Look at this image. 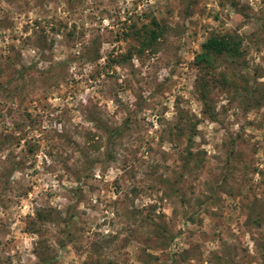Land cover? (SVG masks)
<instances>
[{"label": "rangeland", "instance_id": "rangeland-1", "mask_svg": "<svg viewBox=\"0 0 264 264\" xmlns=\"http://www.w3.org/2000/svg\"><path fill=\"white\" fill-rule=\"evenodd\" d=\"M151 19L153 48L111 62ZM212 32L243 50L210 81L213 119L193 64ZM37 248L51 264H264V0H0V264H38Z\"/></svg>", "mask_w": 264, "mask_h": 264}, {"label": "trees", "instance_id": "trees-1", "mask_svg": "<svg viewBox=\"0 0 264 264\" xmlns=\"http://www.w3.org/2000/svg\"><path fill=\"white\" fill-rule=\"evenodd\" d=\"M165 31L164 25H161L157 20L151 19L148 23H142L139 27H137L135 24H132L128 26V30L126 34L129 38L133 40V44H131L130 48L127 50L125 54H122L119 56V59L114 60L111 59V62L116 61H126L129 59L132 55L134 48V42L136 43V50L139 53H142L145 50H151L155 43L159 40V38L162 36L163 32ZM243 55L242 50V39L238 34L225 32V33H216L212 32L210 33L206 39L200 44L199 51L194 56L193 64L195 68L198 70L199 74L196 80V90L198 91L199 97L204 105V113H207L212 119L214 118L213 112L210 110V106L208 104L209 100V90H210V81L212 79H216L214 75L216 74V71L218 69V64L222 59L224 60H231V61H237L240 57ZM96 57V56H95ZM218 76H221V81L226 85L229 83L227 80V77L224 76L223 72H217ZM242 78L240 79V81ZM235 81V80H233ZM245 81V80H244ZM242 82V81H241ZM235 83H237L235 81ZM236 85V84H235ZM234 85V86H235ZM236 88V86H235ZM244 91L247 92V94H252V90H248L243 88ZM105 131L108 133L109 140L116 135H119L121 133L120 128H108L104 127ZM194 128L192 127V131ZM191 135L188 137V143H187V157L186 161L189 160L192 151L189 148L191 146ZM257 212L255 211L254 214ZM50 220V212H44L42 209H36L35 215L31 220V223L33 225L43 223L46 220ZM262 218L257 214L255 216V223L258 225H261L260 221ZM31 232L37 233L38 230H36L35 226L34 228H29ZM63 245L62 243L60 244ZM36 256L38 259V264H51L53 261V258L50 256H46V254L43 252V250H38V248L35 250ZM264 257V256H263Z\"/></svg>", "mask_w": 264, "mask_h": 264}]
</instances>
